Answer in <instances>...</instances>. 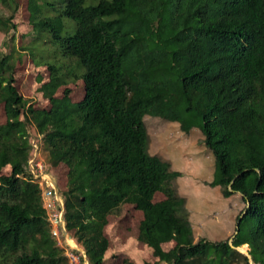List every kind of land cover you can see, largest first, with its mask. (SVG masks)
Masks as SVG:
<instances>
[{"label":"trees","instance_id":"16d2710c","mask_svg":"<svg viewBox=\"0 0 264 264\" xmlns=\"http://www.w3.org/2000/svg\"><path fill=\"white\" fill-rule=\"evenodd\" d=\"M30 8L35 30H49L57 45L52 55L76 59L83 71L62 72L33 53L38 66L51 68L43 84L51 105L37 107L15 85L13 55L0 52L7 117L0 123V264H69L29 172L30 125L39 149L48 148L49 168L68 166L66 227L90 264H109V215L136 197L145 212L139 238L161 262L264 264V0H30ZM12 19L0 9V31L13 28ZM73 78L85 82L82 102L69 90L57 95ZM147 115L187 134L200 128L215 160L211 185L225 198L240 193L244 203L233 244H248L252 260L227 233L196 237L187 199L172 183L180 172L148 150ZM158 192L165 198L155 202ZM248 222L255 225L246 235Z\"/></svg>","mask_w":264,"mask_h":264},{"label":"rangeland","instance_id":"374dc122","mask_svg":"<svg viewBox=\"0 0 264 264\" xmlns=\"http://www.w3.org/2000/svg\"><path fill=\"white\" fill-rule=\"evenodd\" d=\"M1 11L13 17L14 27L7 33L0 31V52L12 54L15 60V85L21 94L37 107H48L51 105L49 97L45 96L43 84L50 80L51 68L49 64L38 66L35 56L49 57L51 63L64 66L62 72L70 69H78L77 74L83 69L74 58H65L60 55L54 56L57 52V45L52 40L49 30L36 31L30 21L31 8L30 0H17L12 7L0 6ZM68 30H73L75 22L65 18ZM34 47V48H33ZM35 56H34V54ZM55 57V58H52ZM70 91L74 102H82L85 94V82L81 78L69 79L68 84L61 86L57 95ZM148 117V131L151 140L148 146L149 152L158 154L171 164V169L180 172V176L172 181L180 194L186 195V207L188 217L196 231V237L204 236L216 241L226 233L230 235L233 242L237 234L232 227L233 211L230 208V200L224 199L222 192L211 185L214 179L215 160L210 152L204 147L203 136L200 128H195L187 134L180 128L179 123H172L160 117ZM145 119V121H146ZM150 119L163 121L164 124H151ZM7 120L4 104L0 102V123ZM151 124V125H150ZM30 132L36 138L37 132L33 125H30ZM41 159L48 166V148L41 145L39 150ZM49 168V166H48ZM11 167L8 165L4 173L8 174ZM50 173L56 179V184L61 193L67 188L68 166L62 164L56 168H49ZM165 195L162 192L155 194L153 201L163 200ZM139 197L129 200L123 204L121 211L109 215L108 223L105 226V234L109 239V248L106 252V260L109 264H119L128 259L133 264H168L161 262L151 247L140 240L139 226L145 217V212L138 206ZM234 202V199H232ZM254 222L246 224L245 232L249 234ZM166 250L175 246V242L163 244ZM243 252H248V245L240 246ZM252 260V257H251ZM84 264H88L84 261ZM253 264V261H252Z\"/></svg>","mask_w":264,"mask_h":264},{"label":"built area","instance_id":"2783aa9c","mask_svg":"<svg viewBox=\"0 0 264 264\" xmlns=\"http://www.w3.org/2000/svg\"><path fill=\"white\" fill-rule=\"evenodd\" d=\"M34 147V156L29 161V172L32 180L39 183L42 189L44 207L57 245L64 250L63 253L68 257L69 264H84V261L90 264L85 249L76 242L66 227L63 196L58 190L56 179L50 173L45 161L41 159L35 139Z\"/></svg>","mask_w":264,"mask_h":264},{"label":"crops","instance_id":"0c3cea01","mask_svg":"<svg viewBox=\"0 0 264 264\" xmlns=\"http://www.w3.org/2000/svg\"><path fill=\"white\" fill-rule=\"evenodd\" d=\"M216 189L219 190L220 194H221V192H222L221 188L219 186H216ZM239 194L238 195H233V196H230V197H227V198L223 197L224 199H229L231 201L230 202V208L233 211V215H232V227H233V230H234V225H235V221H236L237 215L240 213V211L244 207V203L241 201V199H239V197H240ZM182 195H184V194H182ZM184 196L186 197V195H184ZM232 199H234V202H233ZM194 231H195V229H194ZM195 233H196V231H195ZM228 235H229V233H228Z\"/></svg>","mask_w":264,"mask_h":264},{"label":"water","instance_id":"95a60500","mask_svg":"<svg viewBox=\"0 0 264 264\" xmlns=\"http://www.w3.org/2000/svg\"><path fill=\"white\" fill-rule=\"evenodd\" d=\"M244 215H245V212L242 214L240 220H239L238 223H237V229H236L237 233H238L239 230H240V221H241V219H242V217H243ZM229 243L231 244V246L235 247V248H236L237 250H239L240 252L246 254V255L250 258V260H251V255H250L249 252H246V253H245V252L242 251V249H240V247H236V246H234V244H233V242H232L231 239L229 240ZM247 245H248V244H247ZM248 247H249V246H248ZM251 262H252V261H251Z\"/></svg>","mask_w":264,"mask_h":264},{"label":"clouds","instance_id":"9594fccd","mask_svg":"<svg viewBox=\"0 0 264 264\" xmlns=\"http://www.w3.org/2000/svg\"><path fill=\"white\" fill-rule=\"evenodd\" d=\"M86 252V251H85ZM87 255V254H86ZM90 263V262H89Z\"/></svg>","mask_w":264,"mask_h":264},{"label":"bare ground","instance_id":"6f19581e","mask_svg":"<svg viewBox=\"0 0 264 264\" xmlns=\"http://www.w3.org/2000/svg\"><path fill=\"white\" fill-rule=\"evenodd\" d=\"M248 252H249V250H248Z\"/></svg>","mask_w":264,"mask_h":264}]
</instances>
